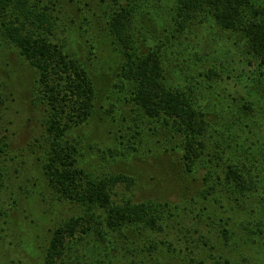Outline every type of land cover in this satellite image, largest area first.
<instances>
[{
	"label": "trees",
	"instance_id": "16d2710c",
	"mask_svg": "<svg viewBox=\"0 0 264 264\" xmlns=\"http://www.w3.org/2000/svg\"><path fill=\"white\" fill-rule=\"evenodd\" d=\"M167 1L174 6L179 31L213 21L245 44L258 66L255 73L264 78V0ZM103 2L111 9L104 31L121 59L117 78L128 87L127 104L134 106L139 117L170 134L187 177L200 180L201 186L183 195L179 203L137 201L133 177L99 175L87 166L85 147L75 130L96 113L97 75L90 68L91 56L83 58L69 48L67 40H51L57 18L43 0H0V40L17 49L36 69L47 108L40 188L47 186L55 200L80 210L52 228L48 240L33 239L28 250L39 253L41 264H171L176 259L179 264H229L224 256L211 254L220 239L230 246L240 244L237 237L243 239L242 235L248 240L255 234L264 235V91L256 89L242 96L226 124L211 121L209 112L215 96L219 97L212 86L217 81L216 69L184 70L175 57L176 47L169 44L176 29L150 45L142 27L143 18L152 13L148 3ZM2 90L0 82V102ZM260 115L258 128L255 119ZM9 146L8 138H0V205ZM122 187L125 193L118 191ZM255 202L257 207L252 206ZM3 209L0 206L1 216ZM5 223L8 228L0 224V247L15 230L14 224ZM208 234L219 241L213 243ZM11 243L15 251L24 244ZM10 263L22 261L12 259Z\"/></svg>",
	"mask_w": 264,
	"mask_h": 264
},
{
	"label": "rangeland",
	"instance_id": "374dc122",
	"mask_svg": "<svg viewBox=\"0 0 264 264\" xmlns=\"http://www.w3.org/2000/svg\"><path fill=\"white\" fill-rule=\"evenodd\" d=\"M103 1L43 0L44 5L55 11L57 18L51 40H67L74 52L85 59L91 56L90 68L97 75L96 113L87 124L75 130L85 147L83 161L99 175L122 173L133 177L137 201L164 199L179 203L184 201L183 195H190L200 188V180L187 177L180 156L173 151L175 144L170 143V134L149 119L139 117L134 106L127 104L128 87L122 86L117 78L121 59L104 31V21L111 9ZM138 1L148 3L152 12L143 18L146 22L142 25L145 38H150V45L166 35L168 37L167 32L176 29L178 32L170 38L169 44L176 47L178 55L175 57L182 68L191 72L209 67L216 69L217 81L212 86H216L219 97L215 96L217 99L209 112L211 121L226 124L233 119L242 96L247 97L256 89L264 91V78L255 73L258 66L253 55L246 52L245 44L233 34L221 30L213 21L194 28L189 26L185 32L179 31L170 1ZM89 20L94 22L91 24ZM37 80L36 69L20 56L17 49L0 40V82L3 88L0 138H8L10 145L4 163L6 181L0 205L4 208V216L0 215V224L3 228H8L5 222L15 225L11 236L0 247V252L6 256L1 258L6 264H11L12 259L22 261V264H41L39 253L30 252L27 245L37 237L48 240L52 228L80 213L75 206L55 200L47 186L40 188L41 181H44L41 162L47 147L44 126L47 108L42 102ZM206 88L208 94L209 87L206 85ZM261 116L255 119L258 128H261ZM118 191L125 193V188ZM252 206L257 207V202ZM247 211L245 214L249 216ZM255 213L251 215L254 217ZM208 236L213 243L219 241L212 234ZM242 237H237L240 244L233 242L230 246L222 244L224 241L220 239V245L216 250H210L211 254L213 257L224 256L229 264H264V235L255 234L249 240L244 235ZM17 240L24 244L15 251L11 241L16 243ZM202 248L209 250V247ZM171 264H179V260H173ZM223 264L227 263L223 261Z\"/></svg>",
	"mask_w": 264,
	"mask_h": 264
}]
</instances>
